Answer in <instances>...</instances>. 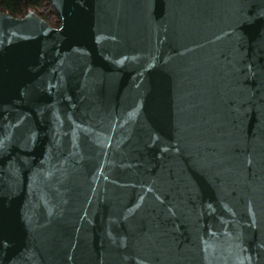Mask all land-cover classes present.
Instances as JSON below:
<instances>
[{
    "label": "water",
    "instance_id": "1",
    "mask_svg": "<svg viewBox=\"0 0 264 264\" xmlns=\"http://www.w3.org/2000/svg\"><path fill=\"white\" fill-rule=\"evenodd\" d=\"M0 12V264H264V0Z\"/></svg>",
    "mask_w": 264,
    "mask_h": 264
},
{
    "label": "trees",
    "instance_id": "2",
    "mask_svg": "<svg viewBox=\"0 0 264 264\" xmlns=\"http://www.w3.org/2000/svg\"><path fill=\"white\" fill-rule=\"evenodd\" d=\"M33 11L52 27H59L60 17L48 0H0V12L20 18Z\"/></svg>",
    "mask_w": 264,
    "mask_h": 264
}]
</instances>
